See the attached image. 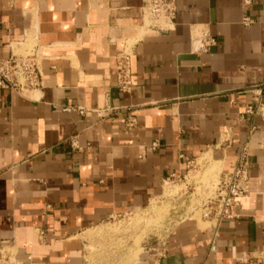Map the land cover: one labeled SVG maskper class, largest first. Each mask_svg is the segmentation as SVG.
<instances>
[{
    "label": "crops",
    "instance_id": "crops-1",
    "mask_svg": "<svg viewBox=\"0 0 264 264\" xmlns=\"http://www.w3.org/2000/svg\"><path fill=\"white\" fill-rule=\"evenodd\" d=\"M175 1L172 28L146 33L148 0H0V58L30 43L44 57L40 91H0V264H85L83 234L146 209L187 174L186 159L231 173L245 143L251 193L240 219L217 233L182 219L137 264H264V113L246 116L264 82V0ZM200 29L217 45L195 42ZM126 45L131 93L114 74Z\"/></svg>",
    "mask_w": 264,
    "mask_h": 264
},
{
    "label": "built area",
    "instance_id": "built-area-1",
    "mask_svg": "<svg viewBox=\"0 0 264 264\" xmlns=\"http://www.w3.org/2000/svg\"><path fill=\"white\" fill-rule=\"evenodd\" d=\"M248 4V1H246ZM177 6L175 0H148L143 8V26L146 33H158L168 31L173 26L176 18ZM244 25L250 26L253 21L246 17L243 20ZM194 41L200 43L204 48L217 45V39L212 37L208 31L200 29L194 37ZM134 57L133 46L126 45L124 50L118 54L114 74L117 78V87L122 93H131L134 88L132 74V60ZM44 57L40 52L37 44L33 47L21 44L16 50L11 49L8 58H0V91H9L20 95H32L40 91L44 86L43 63ZM258 97V103L251 105L246 111L247 117H253L258 113H264V82L256 86L253 90ZM75 108L66 107L65 111H73ZM81 115H85L87 109L77 108ZM115 111L104 109L98 111L100 117L111 116ZM105 113V114H104ZM135 124L134 118L128 123L132 128ZM255 130L251 128L250 133ZM74 149L80 150L78 139L74 137L71 140ZM158 143H154L150 150H155ZM181 158H185L181 155ZM188 169L197 162V160L186 159ZM251 159L249 144L245 143L241 148L234 170L231 173L221 171L219 178L214 185L213 191L206 197L197 208L201 211L202 219L210 223V227L217 233L220 225L229 220L240 219V209L244 199L248 198L251 193ZM190 171L183 177L173 175L167 181L186 180ZM166 181V182H167ZM165 182V183H166ZM48 209L51 206L47 207ZM41 237L44 232L40 233ZM216 250V234L211 243V251ZM248 258L243 255L238 262L246 263Z\"/></svg>",
    "mask_w": 264,
    "mask_h": 264
},
{
    "label": "rangeland",
    "instance_id": "rangeland-1",
    "mask_svg": "<svg viewBox=\"0 0 264 264\" xmlns=\"http://www.w3.org/2000/svg\"><path fill=\"white\" fill-rule=\"evenodd\" d=\"M188 170L186 180L167 181L163 194L146 209L106 220L89 232L91 240L83 234L85 264H137L146 246L164 240L185 218L193 217L202 226L210 227L197 207L213 190L221 172L220 165L210 157L202 158Z\"/></svg>",
    "mask_w": 264,
    "mask_h": 264
},
{
    "label": "bare ground",
    "instance_id": "bare-ground-1",
    "mask_svg": "<svg viewBox=\"0 0 264 264\" xmlns=\"http://www.w3.org/2000/svg\"><path fill=\"white\" fill-rule=\"evenodd\" d=\"M25 46H26V45H25ZM27 46H29V45H27ZM197 161H198V160H197ZM221 171H222V170H221ZM220 173H221V172H220ZM219 175H220V174H219ZM218 178H219V177H218ZM217 180H218V179H217ZM212 191H213V190L210 191V194H211Z\"/></svg>",
    "mask_w": 264,
    "mask_h": 264
}]
</instances>
